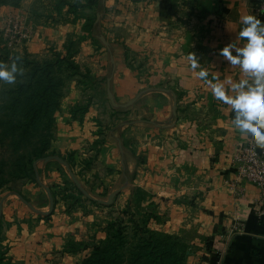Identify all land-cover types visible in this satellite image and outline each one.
<instances>
[{
  "label": "crops",
  "instance_id": "crops-1",
  "mask_svg": "<svg viewBox=\"0 0 264 264\" xmlns=\"http://www.w3.org/2000/svg\"><path fill=\"white\" fill-rule=\"evenodd\" d=\"M78 1L85 0L0 3V18L19 16L31 28L21 55L49 59L73 41L80 68L65 75L51 144L74 169L39 160L40 179L23 193L32 206L16 193L1 200L5 264H79L106 238L108 208L100 201H80L74 210L60 199L65 187L74 188L71 170L101 195L121 190L115 204L131 199L148 214L150 229L186 241L187 264H264L260 188L238 181L236 173L235 157L246 141L231 129L228 106L196 75L206 70L210 82L228 89L229 81L243 83L219 51L238 43L242 15L262 26L264 15L255 14L253 0H199V21L185 24L177 16L187 0H99L75 8ZM107 26L114 36L105 34ZM128 50L148 54L149 67L133 66ZM190 53L200 65L195 71ZM110 93L121 104L139 96L130 107L133 122L116 119ZM141 193L146 203H139Z\"/></svg>",
  "mask_w": 264,
  "mask_h": 264
},
{
  "label": "trees",
  "instance_id": "trees-1",
  "mask_svg": "<svg viewBox=\"0 0 264 264\" xmlns=\"http://www.w3.org/2000/svg\"><path fill=\"white\" fill-rule=\"evenodd\" d=\"M21 1L0 0V3L18 5ZM98 3L99 0H85L84 2H74L72 5L78 8L91 7L98 5ZM95 19L89 24L92 29L98 23ZM75 46L76 43L70 41L67 44L66 53L55 52L52 58L41 61L29 58L28 54L12 53L7 48H3V53L0 52V62L5 63L9 60H15L18 66L24 69L23 75L18 76L17 85L9 91L14 100L21 103V107L19 110L7 108L12 112L18 111L19 113L16 114L19 118L13 112L14 115L12 116L17 123L11 122L8 126L7 123L5 124L7 128L11 126L13 137L17 131H20L18 137L25 144L24 148H28L29 145L34 146L31 154H28V152L19 154L21 161L19 165L23 163L24 173H20L15 178L20 179L31 175L34 180L40 179V174L34 165L35 162L44 160L47 156L56 153L49 154L47 150L53 139L55 114L61 106L65 75L80 72L79 66L73 59L77 52ZM1 134L3 135V133ZM34 139L36 144L33 142ZM5 141L2 137L4 144ZM13 143L18 144V146L14 145L15 150L18 152L20 143L14 141ZM67 162L74 169L71 158ZM6 164L8 163L5 160L0 162V188L7 183V180L3 179ZM14 169L15 167L11 173ZM66 189L64 188L63 192ZM81 190L84 193V190ZM141 198L142 193L137 196L139 203H141ZM138 211V213H133L130 210L123 211L124 214L130 216L129 222L134 225L132 236L128 234L127 228L129 225L125 224L124 218L106 222V238L94 244L90 254L79 264H187L188 257L191 254L189 244L177 236L150 229L148 227V214L143 209H138ZM129 244H131L130 248H128ZM0 264H5L4 252L1 247Z\"/></svg>",
  "mask_w": 264,
  "mask_h": 264
},
{
  "label": "clouds",
  "instance_id": "clouds-1",
  "mask_svg": "<svg viewBox=\"0 0 264 264\" xmlns=\"http://www.w3.org/2000/svg\"><path fill=\"white\" fill-rule=\"evenodd\" d=\"M241 28L237 33V42L229 43L219 51L230 65L239 69L243 83H212L209 73L201 69L196 73L199 79L209 84L213 97L227 105L233 117L231 129L242 140L254 142L264 149V26L252 15L240 17ZM187 60L193 71L199 68L196 55L189 54ZM24 69L15 60L6 64L0 62V81L13 85Z\"/></svg>",
  "mask_w": 264,
  "mask_h": 264
},
{
  "label": "rangeland",
  "instance_id": "rangeland-1",
  "mask_svg": "<svg viewBox=\"0 0 264 264\" xmlns=\"http://www.w3.org/2000/svg\"><path fill=\"white\" fill-rule=\"evenodd\" d=\"M184 6L185 7H183V8L185 9V11L182 10L183 12L181 13V15H178L177 18L180 17L182 19V22H184L185 24L192 23L193 21H199V0H187L184 2ZM6 17H15V16H13L11 14H4L3 16H1L0 22H1V20L5 19ZM16 17H19V16H16ZM20 19L23 20V18H20ZM112 21H114V20L112 19ZM105 34L112 37V36H114V31H112L107 26L106 30H105ZM20 47H22V46H19L16 49H9L8 47H6L3 37L0 36V52L3 53V48H7V49L11 50L12 53H14V52L19 53L17 50ZM135 54H136V52H133L132 50H128L127 51L128 59L131 60V62L133 61V63H134L133 66L136 65L140 71L146 70L150 65V62H148V58H147L148 54H145V53L139 54V52H137L138 56H140L139 57L140 59H138V57H135ZM131 62H129V63H131ZM5 63L10 65L12 63V60H9L8 62H5ZM18 80H19V78H17L16 83L13 85H9L7 83L0 81V125L2 126L0 128V162L2 160H5L8 163V164H6V171H5V174L3 176V179L7 180V183L2 188H0V202L4 198V196H6L7 194H10V193L16 192V193H20L22 196H24L23 193L26 191L27 184L32 183V182H36V180H34L31 175H29L28 177L20 178V179L15 178V177H18L20 173L21 174L24 173L23 163L21 165H19V163L21 162L20 158H19V154L23 153V152H28V154H31V152H33V150H34L33 145H29L28 148L23 147L25 144L22 143L20 137H18L20 131H17L15 136L13 137V134L11 133L12 132L11 126H9L7 128V126L9 124H11V122H15V119L12 116V115H14V113L17 116V118H19L17 115L19 113L18 111L17 112L13 111L14 112L13 113L12 111H9L7 109V108H10V109L19 110L21 107L20 106L21 103L16 102L14 100L13 95H11L9 93L10 89L14 88L17 85ZM161 85L163 86V84H161ZM138 97L139 96H136L134 99L130 100L129 102H127L125 104L118 103L114 99L112 100L115 104L114 106H116V108H114V110H115V114H116V119L119 120V122H121V121L122 122H133V118L131 117L130 107L138 99ZM55 116H56V114H55ZM5 123H7V126ZM15 123H17V122H15ZM1 133H3V135ZM2 137L6 140L5 144L2 142ZM53 138H54V129H53ZM45 139H47V138H45ZM13 141L20 143L19 147H18L19 148L18 152L14 148V145L18 146V144L17 145L14 144ZM33 142L35 143V139L33 140ZM51 144H52V141H51ZM47 152L49 154H51V153H54L55 151H52V148L50 146L48 148ZM14 167H15V169L11 173V171L13 170ZM70 168H71V166H70ZM71 171H73V170H71ZM75 176H76L77 181L79 182L81 188L79 186H76L77 184L74 180L69 179V181H68L69 186H71L73 184L74 188H71L69 190L70 187H65V188H67L65 190V192H67V193L60 194V197H61L60 199L61 200H67L68 204H70V206H73L74 210L78 209L82 206V203H80V201L88 202L89 199H92L91 202H92V204H94L96 201H99V200L107 201L109 199L110 195L108 196L105 193H102V195H101L100 192L96 191V189L93 187V184L90 182V180H88L87 178L84 179V177L77 176L76 174H75ZM84 188H85V190H84ZM81 189L86 191L85 193L89 194V196H88L89 198H87L85 196L87 194H84ZM116 191H118V192L115 195V197L121 192V190H116ZM113 192H111L110 194H112ZM135 193H137V192H135ZM82 196H85V197L82 198ZM115 197H114V199H115ZM145 198L146 197L143 196V194H142L141 203L147 202V200H145ZM123 200L124 201L117 202L116 204L114 202L112 204H106L103 202H101V203H102V206L108 208L107 213H106V215H107L106 222L118 220L119 218H124L125 224L129 225L127 228L128 234L130 236H132L134 225L131 224V222H129L130 216L127 214H124L123 211L124 210H130L131 212L136 213L138 210V207H137V205H136V207H133V203H132L131 199H129L127 201H126V199H123ZM84 207H86L85 204H84L83 208ZM141 209L142 208H140V210ZM84 210H85V208H84ZM136 219H137V215H136ZM130 246H131V244H129L128 248H130ZM3 252H4V250H3Z\"/></svg>",
  "mask_w": 264,
  "mask_h": 264
},
{
  "label": "built area",
  "instance_id": "built-area-1",
  "mask_svg": "<svg viewBox=\"0 0 264 264\" xmlns=\"http://www.w3.org/2000/svg\"><path fill=\"white\" fill-rule=\"evenodd\" d=\"M253 9L257 16L264 15V0H253ZM31 28H27L19 17H6L0 22V36L6 47L16 49L31 38ZM238 181H247L260 188L257 200L258 213L264 217V149H259L254 142L242 146L235 157Z\"/></svg>",
  "mask_w": 264,
  "mask_h": 264
},
{
  "label": "water",
  "instance_id": "water-1",
  "mask_svg": "<svg viewBox=\"0 0 264 264\" xmlns=\"http://www.w3.org/2000/svg\"><path fill=\"white\" fill-rule=\"evenodd\" d=\"M110 98H112L113 100V95L110 93ZM52 159H56V160H59L60 162L64 163L65 165H68V163L62 158L60 157L59 155H50V156H47L44 160L46 161H49V160H52ZM38 161L35 162V166L37 165ZM71 176L73 178V180L76 182V184L81 188L79 182L77 181V178L75 176V174L73 173V171H71ZM118 191H114L112 194H110L109 196V199L107 201H101L99 200L100 202H103V203H106V204H112L114 202V197L115 195L117 194ZM24 202H26L27 204H29L30 206H32V204L26 200L20 193H16ZM49 194H50V198H51V210L53 209V206H54V197L52 195V193L50 192L49 190ZM4 201V200H3ZM3 201L0 203V223H1V216H2V209H3Z\"/></svg>",
  "mask_w": 264,
  "mask_h": 264
}]
</instances>
